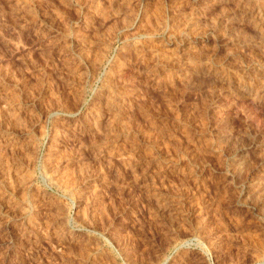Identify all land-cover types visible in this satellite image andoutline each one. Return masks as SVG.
I'll return each mask as SVG.
<instances>
[{
    "label": "rangeland",
    "instance_id": "obj_1",
    "mask_svg": "<svg viewBox=\"0 0 264 264\" xmlns=\"http://www.w3.org/2000/svg\"><path fill=\"white\" fill-rule=\"evenodd\" d=\"M0 264H264V0H0Z\"/></svg>",
    "mask_w": 264,
    "mask_h": 264
},
{
    "label": "bare ground",
    "instance_id": "obj_2",
    "mask_svg": "<svg viewBox=\"0 0 264 264\" xmlns=\"http://www.w3.org/2000/svg\"><path fill=\"white\" fill-rule=\"evenodd\" d=\"M247 7V6H246ZM188 16V15H187ZM248 17H251V16H248ZM181 18V17H180ZM253 18V17H252ZM256 18V17H255ZM251 19V18H250ZM256 176V175H255ZM252 177H253V175H252ZM257 177V176H256ZM254 179V178H253ZM254 181V180H253ZM254 183H255V181H254ZM254 183H252V184H254ZM257 183V182H256ZM258 184V183H257ZM249 185V184H248Z\"/></svg>",
    "mask_w": 264,
    "mask_h": 264
}]
</instances>
